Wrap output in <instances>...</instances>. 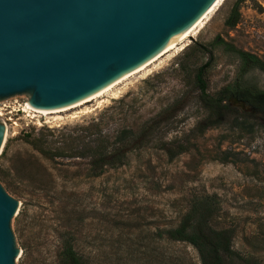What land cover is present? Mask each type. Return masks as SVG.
Segmentation results:
<instances>
[{
  "label": "rangeland",
  "instance_id": "obj_1",
  "mask_svg": "<svg viewBox=\"0 0 264 264\" xmlns=\"http://www.w3.org/2000/svg\"><path fill=\"white\" fill-rule=\"evenodd\" d=\"M184 41L97 108L93 100L33 117L21 110L25 94L0 99V185L17 201L14 264H61L66 241L89 264H201L193 246L167 235L197 200L211 205V228L230 231L234 252L264 264V119L230 98L224 122L199 132L197 101L235 81L264 88L263 73L240 72L227 46L264 61V0H221ZM84 106L90 112L70 117ZM162 146L186 149L169 158ZM79 152L115 153L116 164L93 174Z\"/></svg>",
  "mask_w": 264,
  "mask_h": 264
},
{
  "label": "water",
  "instance_id": "obj_2",
  "mask_svg": "<svg viewBox=\"0 0 264 264\" xmlns=\"http://www.w3.org/2000/svg\"><path fill=\"white\" fill-rule=\"evenodd\" d=\"M211 2L0 0V99L23 93L40 108L78 100L183 36ZM16 207L0 185V264L18 252Z\"/></svg>",
  "mask_w": 264,
  "mask_h": 264
},
{
  "label": "trees",
  "instance_id": "obj_3",
  "mask_svg": "<svg viewBox=\"0 0 264 264\" xmlns=\"http://www.w3.org/2000/svg\"><path fill=\"white\" fill-rule=\"evenodd\" d=\"M237 17L238 13L234 10L230 21L226 22L228 25L233 26L237 22ZM214 41L224 42L222 39L217 38ZM227 46L237 54L240 61V72L255 67L264 75L263 60L248 51L236 49L232 45ZM196 80L199 82L198 87H202L198 74H196ZM230 98L242 102L264 119V88L259 89L242 85L235 81L230 85L219 88L212 94L199 93L197 95V101L203 113L198 122L199 132L207 127L217 126L224 122L232 110L228 103ZM161 148L166 150L169 158H173L176 153L186 149L184 146H179L176 152H172L164 146ZM74 156H89L93 174L96 173L94 169L98 171L105 164L115 165V158H117L115 153L110 154V152H94L89 155L79 152ZM211 216L212 209L208 202L205 200L192 202L178 225L168 230L167 235L170 239L184 241L193 246L197 251L201 264H232L233 258H237L240 264H257L255 259L242 257L233 251L231 248V233L228 229H213L209 226ZM64 245L59 257L61 264H89L78 255L69 241H66Z\"/></svg>",
  "mask_w": 264,
  "mask_h": 264
},
{
  "label": "bare ground",
  "instance_id": "obj_4",
  "mask_svg": "<svg viewBox=\"0 0 264 264\" xmlns=\"http://www.w3.org/2000/svg\"><path fill=\"white\" fill-rule=\"evenodd\" d=\"M220 1L221 0H212V2L207 6V8L190 25V27L186 30V32L184 33L183 36H181V37L169 42L168 44L164 45L158 51H156L153 55L148 57L146 60H144L140 64H138L135 67L131 68L130 70L122 73L118 77L114 78L110 82L106 83L105 85H103L102 87L98 88L97 90L89 93L88 95H86V96H84V97H82V98H80L78 100H75V101H73V102H71L69 104L62 105V106H59V107H54V108L34 107V106L30 105L28 103V101L26 100L25 103L21 106V110L27 116H33L34 117V116H36L38 114L39 115H47V114L61 113V112H64V111H67V110H70V109L81 107L85 103L93 101V100L96 101L95 102L96 105H94V106L95 107L98 106L104 100V97L106 96V93H109V91L111 89H113V87L115 85H118L119 83H121L122 81L126 80L128 77L132 76L133 74L138 73V72L146 69L150 64H152L153 62L158 60L163 54L165 55V53L169 52L170 50H172V49L174 50L175 47L178 46V50H179V49H182L186 44H188V43H185L184 39L186 40V38H189L190 36H193L195 33L198 32V30L201 27H203V24L207 20V17L209 15V13H211L213 11L214 7ZM95 107H94V109H95ZM89 110L90 109L88 107L84 106L80 110L78 109V111H74L73 113H70L71 114L70 117L72 118L74 116H77L76 114H79V113H84V112L87 113V111H89ZM2 115H3V113L0 112V116H2ZM57 118L60 119L61 118L60 115H58ZM2 125H3V138H4V136L6 135V132H7V124L5 123V121H3Z\"/></svg>",
  "mask_w": 264,
  "mask_h": 264
}]
</instances>
